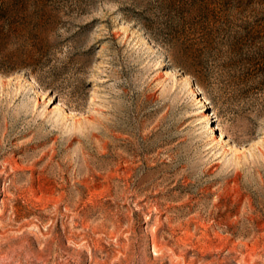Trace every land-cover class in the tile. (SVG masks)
<instances>
[{"label": "rangeland", "instance_id": "rangeland-1", "mask_svg": "<svg viewBox=\"0 0 264 264\" xmlns=\"http://www.w3.org/2000/svg\"><path fill=\"white\" fill-rule=\"evenodd\" d=\"M0 73V264H264V0H28Z\"/></svg>", "mask_w": 264, "mask_h": 264}, {"label": "trees", "instance_id": "trees-1", "mask_svg": "<svg viewBox=\"0 0 264 264\" xmlns=\"http://www.w3.org/2000/svg\"><path fill=\"white\" fill-rule=\"evenodd\" d=\"M28 9V0H0V73L8 74L15 67L10 47L21 36V20Z\"/></svg>", "mask_w": 264, "mask_h": 264}]
</instances>
